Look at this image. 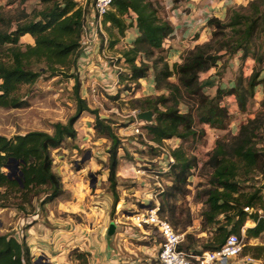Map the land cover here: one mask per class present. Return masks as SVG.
Listing matches in <instances>:
<instances>
[{"label": "trees", "instance_id": "16d2710c", "mask_svg": "<svg viewBox=\"0 0 264 264\" xmlns=\"http://www.w3.org/2000/svg\"><path fill=\"white\" fill-rule=\"evenodd\" d=\"M125 15L134 17L138 35L130 47L120 51L129 69V75H123L122 80L134 83L136 88L152 69L155 89L167 91L136 99L132 107L152 111L153 120L142 125L150 141L157 144L168 139L177 141L170 149L173 163L163 173L169 179L159 193L158 214L175 228L185 231L190 222L182 218L183 210L176 202L179 196L185 195L188 179L198 165L192 144L203 131L196 125H223L228 115L227 107L221 102L225 94L233 96L239 110L245 111L255 88L261 86L264 103V0L230 6L224 19L210 17L207 20L212 26L209 39L186 50L180 62L172 65L162 55V49L173 26L161 15L159 3L113 0L111 9L104 15V22L109 23L105 30L111 48L132 25L126 22ZM81 17L82 8L76 0H40V6L29 11L20 7L5 10L0 6V107H27L30 87L44 73L73 78L76 101L75 112L65 123L54 122L51 133L31 130L12 137L0 134V208L14 207L24 214H32L35 203L42 206L70 197L61 177L52 168L51 153L66 140L77 137L74 125L84 111L94 115L95 134L110 141L107 180L113 193V207L118 201L115 188L121 139L109 119L102 118L96 109H90L81 97L75 73ZM24 35H29L32 43H23ZM137 55L143 58L139 64L135 61ZM225 55L236 56L240 61L238 76L227 90L218 87L214 95L209 96L202 90L200 74L216 66ZM247 58L254 64L251 73L244 76L241 66ZM171 77L176 81L172 82ZM123 88L128 90L129 85ZM110 96L116 100L119 93ZM181 104L186 106L185 111H181ZM186 142L192 144L188 146ZM261 142H264L263 108L241 124L228 142L216 140L204 161L203 166L211 171L200 192L204 197L201 226L202 230H209L210 235L200 247L201 251L220 247L229 233L239 235L246 221L252 220L254 225L245 229V238H258L261 244L245 245L243 252L264 261V218L257 212L243 210L245 206L264 209V146H258ZM257 175L259 181H254L251 190L243 189L242 184ZM196 241L198 239L186 234L180 248L195 249ZM0 264H33L23 237L0 233Z\"/></svg>", "mask_w": 264, "mask_h": 264}, {"label": "rangeland", "instance_id": "374dc122", "mask_svg": "<svg viewBox=\"0 0 264 264\" xmlns=\"http://www.w3.org/2000/svg\"><path fill=\"white\" fill-rule=\"evenodd\" d=\"M77 1L79 2L82 0ZM89 1L90 0H88V3ZM155 1H157L161 7V15L166 16L165 1ZM0 6H3L5 10H12L20 7L29 11L32 7H39L40 0H25L23 2L21 0H13L12 2H9V0H0ZM135 34V28L127 29L125 36L126 40H131ZM22 41L32 43L28 35L22 38ZM186 50L188 49H185L182 54ZM162 55L165 56V59L170 65L173 64L170 62L171 57L167 55L164 49H162ZM179 58L181 59V55L178 59ZM239 66L240 61L236 56H223L221 60L218 61V64L210 69L209 75L205 73L200 74V83L203 92L209 96H213L218 87L227 90L238 76L240 70ZM251 70L252 68L250 66L245 63L242 64L241 73L244 76H248ZM153 73L151 69L149 77L136 87V92L124 94L122 98L115 100L111 99V96L105 93L99 94L97 101H100L101 105L94 103L87 92L86 94L83 93V88L86 86L87 81L80 84L81 87L79 89L80 95L86 101L88 107H90V109H96L102 118H108L115 133L121 139V147L118 149L119 163L116 172L115 188L118 201L113 207V193L110 190V184L106 177L105 184L102 183L101 188L110 199L104 201V203L107 202L104 215V210L103 212L98 210V213L95 212L94 215L84 216V214H81V216L72 215L71 217L74 222H77L80 226L89 223L88 230L97 227V230L106 233L110 223L116 225L118 236L115 241L119 245L118 254L116 253L118 264H155V259L159 250L158 243L161 241L155 228H150L148 226H143L142 228L137 227L133 225L131 219L132 213L141 210L140 205H142V201H146V197L144 196L146 189L142 181L134 177L135 169L140 165L149 166L154 173H158L164 182L169 179L167 175L158 172L162 169L163 162H165V158L161 155L160 149L147 143L140 136L132 134L130 128V124L133 122V117L131 115L133 110L132 101L145 97H154L161 92H167L155 89L154 83H152L153 79L150 78ZM170 80L172 82L176 81L175 77H171ZM73 83L74 79L65 75L41 74L37 81L30 87L27 94V101L29 103L27 107L18 109L0 107V134L12 137L15 134L25 133L31 130H42L51 133L53 131L52 125L54 122L59 121L65 123L76 110ZM150 83L152 85H150ZM262 100L263 92L261 86L255 88L254 95L247 104L245 111L239 110L233 96L223 95L221 102L228 109V115L223 125L219 127H210L206 124H197L196 128L203 131L202 136L198 137L195 144L186 142L188 146L191 144L194 145L192 150L201 163V167L194 170L188 179L185 195L179 196L176 202V206L183 210L181 214L182 218L184 220H189L190 223L185 227V231H182L181 227L175 228L174 225H172L176 230L184 233V240L186 234H190L195 239H198L194 244L196 248H200L203 242H205V239L210 235L209 230H202L201 226V211L203 209L204 197L200 195V192L206 186L211 171L209 168L204 167L203 163L214 148L216 140L223 139L228 142L237 134L241 124L245 123L248 118L254 117L260 109H264ZM180 109L181 111H185L186 106L181 104ZM93 124V114L87 111L81 113L74 125L77 137L74 140H66L60 148L53 150L51 153L53 158L52 168L55 172L60 166L59 161L61 158L59 155L62 153L69 156L67 162L71 164L69 165L72 171L76 172L72 159H75L77 156L81 157L86 152H90L91 155L93 152L98 153L99 158H95V161L98 163L99 168L93 172L96 176L102 174V170L104 169L108 171L107 149L110 145V141L106 138L97 136L93 130ZM85 134L89 135L88 139L87 137L83 139ZM163 143L165 146L170 147L174 145V143L177 144V141L175 139H170L163 141ZM258 146H264V142L259 143ZM72 149L75 150V152L70 155L69 151ZM74 155L75 157H72ZM87 162L86 160L79 166H85ZM88 169L85 171H88ZM127 170L128 172H126ZM88 174L89 173L85 175L86 179L89 178ZM259 178V175L254 178L251 177L249 182L242 184L243 189L251 190L254 181H259ZM146 181L154 188L153 179L147 177ZM262 194L264 197V190ZM102 203L101 200V202H99V208H101ZM10 210H13V213L9 212ZM28 211L29 208L27 212ZM262 212L264 214V209ZM39 213L41 215V211H39ZM25 215L26 214L18 211L14 207H7V209L3 211L2 208H0V221L2 222L0 233H5L6 230L8 231L7 233L13 232L11 229L14 227V223L17 222L19 216ZM253 223L252 220H247L245 224L246 227H251L254 225ZM260 241L261 240L258 238H251L248 240L245 238V245H258L261 244ZM80 243L81 242L74 244L75 246H71L68 250H65L64 256L68 261L75 264H87L88 256L86 252L80 249L79 246H76L80 245ZM261 263L264 264L262 259Z\"/></svg>", "mask_w": 264, "mask_h": 264}, {"label": "crops", "instance_id": "0c3cea01", "mask_svg": "<svg viewBox=\"0 0 264 264\" xmlns=\"http://www.w3.org/2000/svg\"><path fill=\"white\" fill-rule=\"evenodd\" d=\"M164 1L166 4V16L163 17L167 18L172 24L173 31L163 43V49L171 57L170 62L174 63L180 62L181 59H178V57L182 55L185 49H190L194 45L208 40L212 31V26L207 24V20L210 17L214 16L224 19L228 7L246 4L249 0ZM137 35L138 32L136 30L135 36L127 41L125 31L124 40L119 41L116 47H113L114 49L110 48L116 51L117 54L122 49L130 47ZM25 36L27 35L21 37V41ZM244 63L252 68L254 61L251 58H247ZM204 73L209 75L210 70ZM150 78L153 79V75ZM146 79H142L140 83L142 84V81ZM150 85L152 84L150 83ZM86 137L88 139L89 135L85 134L83 139ZM73 152L75 150H70V155ZM59 157L61 158L59 161L60 166L56 169V173L61 176L63 188L70 192V197L66 200L55 201L42 206H38L35 203L34 212L19 216V219L11 229L13 231L11 234L18 237L19 233L22 232L21 238L25 239L29 247L33 264H75L68 261L64 254L65 250L79 242H81L80 245L76 246L86 252L88 256L87 264H118L116 253L118 254L119 245L115 241L118 236L116 225L110 223L106 233L97 230V227L94 226V228L88 230L89 223L80 226L71 217L72 215L81 216V214H84V216L94 215L98 210L102 212L104 210V215L107 203H104V201L110 198L101 188V184H105L108 171L104 169L102 174L97 176L93 173L99 168L98 163L95 161V158H99L98 153L93 152L91 155L90 152H86L83 156H77L72 159L76 172L72 171L70 168L71 164L67 162L69 156L62 153ZM72 157H75V155ZM86 160L88 162L85 166H79ZM87 169L88 171H85ZM87 173H89L88 179L85 178ZM101 200L103 203L101 208H99ZM5 209L7 208H2V211ZM39 211H41V215ZM9 212L13 213V210ZM0 223L2 226L1 221ZM111 224L114 225V230L112 233H108ZM7 232L6 230L5 233ZM253 264H262L261 259L256 260Z\"/></svg>", "mask_w": 264, "mask_h": 264}, {"label": "built area", "instance_id": "2783aa9c", "mask_svg": "<svg viewBox=\"0 0 264 264\" xmlns=\"http://www.w3.org/2000/svg\"><path fill=\"white\" fill-rule=\"evenodd\" d=\"M112 1L90 0L89 3L88 0L77 1L82 8V17L75 73L79 78L80 84L87 81L86 86L83 88V93L86 94L87 92L97 105H101L100 101H97L99 94L115 95L119 93V98H122L124 94L136 92L134 83H127L126 80H122L123 75H129L125 58L118 51L116 54V51L110 48L108 42L105 26H108L109 23L104 22V15L111 9ZM124 19L127 23H132L131 28H135V19L132 15H125ZM123 40L124 35L120 41ZM141 59L143 58L137 55L136 63L139 64ZM125 84L129 85L128 90L123 88ZM139 112L137 109L132 110L131 132L160 149L165 162H163V167L158 172L165 173L169 170L170 164L173 163L170 149L177 144L174 143V145L167 147L164 143L157 144L150 141L142 128V125L146 122L137 118ZM199 167H201V163L198 161L196 169H199ZM134 174V177L141 180L146 189L144 196L147 201H142L141 210L133 212L131 219L133 225L137 227L148 226L155 228L161 238L158 243L159 250L155 264H253L256 262V259L250 254L243 253L246 224L241 227L239 235L229 233L223 244L216 249L203 251L200 248L181 249L180 245L184 241V233L176 230L166 218H162L158 214L159 193L165 188L164 180L158 173H154L149 166H138ZM147 177L153 179L154 188L146 181ZM243 210L247 213L257 212L259 217L264 218L263 210L260 208L245 206ZM21 236L22 232L19 233L18 237L21 238Z\"/></svg>", "mask_w": 264, "mask_h": 264}, {"label": "water", "instance_id": "95a60500", "mask_svg": "<svg viewBox=\"0 0 264 264\" xmlns=\"http://www.w3.org/2000/svg\"><path fill=\"white\" fill-rule=\"evenodd\" d=\"M137 118L140 121H143V122H146V123H150L153 120L152 111H150V110L140 111L137 114ZM0 226H1V223H0ZM113 230H114V225L111 224L110 227H109L108 233H112Z\"/></svg>", "mask_w": 264, "mask_h": 264}]
</instances>
